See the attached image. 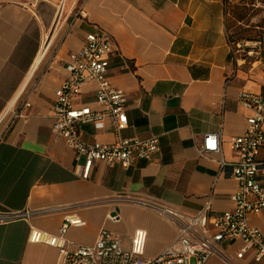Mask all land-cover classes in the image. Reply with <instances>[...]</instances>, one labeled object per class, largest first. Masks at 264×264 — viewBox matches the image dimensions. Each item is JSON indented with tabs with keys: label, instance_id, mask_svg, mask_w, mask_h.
Segmentation results:
<instances>
[{
	"label": "crops",
	"instance_id": "0c3cea01",
	"mask_svg": "<svg viewBox=\"0 0 264 264\" xmlns=\"http://www.w3.org/2000/svg\"><path fill=\"white\" fill-rule=\"evenodd\" d=\"M247 1L29 0L0 6V210H40L0 223V264H57L59 249L31 242L30 235L33 229L60 234L67 214L86 221L70 226L67 239L90 245L107 229L130 248L134 230L142 228L148 232L146 256L153 257L174 241L176 228L142 202L185 214L199 212L209 199L212 211L235 206L238 181L218 161L236 160L230 142L247 129L241 92L264 87V43L261 54H234L228 29L229 9ZM100 30L113 48L111 85L127 98L129 124L122 135L157 136L160 150L129 166L97 162L84 179L75 151L53 131V104L68 76L69 53ZM97 86L84 84L75 105L100 109ZM79 128L87 142L115 139L108 119L102 129L91 123ZM211 133L219 135L221 152L203 157L198 149ZM258 158L264 160V146ZM115 210L119 221L109 219ZM248 221L264 233V209ZM242 245L237 240L226 247L235 264H264L251 250L237 259ZM205 264L226 263L212 256Z\"/></svg>",
	"mask_w": 264,
	"mask_h": 264
},
{
	"label": "built area",
	"instance_id": "2783aa9c",
	"mask_svg": "<svg viewBox=\"0 0 264 264\" xmlns=\"http://www.w3.org/2000/svg\"><path fill=\"white\" fill-rule=\"evenodd\" d=\"M79 13L84 15L82 9ZM245 46V43H237L233 53L244 52ZM257 46L261 49L263 43L256 42L253 48ZM112 52L111 41L103 31L88 33L83 46L69 53L65 62L68 76L55 90L53 131L64 138L66 144L75 151L77 172L84 179L91 177L97 162H118L129 166L137 159H150L160 150L157 136L140 139L122 135L129 124L127 98L124 92L111 85L108 76ZM252 52L253 49L248 50V54ZM256 53L261 54L260 51ZM92 80L98 84L95 92V100L100 105L98 110L87 104L75 105V99L83 85ZM239 101L248 111V126L245 132L232 138L230 142L237 158L234 161L223 158L218 161L220 168H230L238 181V188L232 194L235 202L233 208L212 211L209 199L199 212L185 214L172 207L142 202L164 216L176 228L174 241L153 257L146 256L148 232L142 228L134 230L130 248L123 246L117 233L107 229H101L96 241L90 245L67 239L65 232L70 226L86 225V221L76 215L64 216L58 235L33 229L30 241L57 247V264H205L212 256H218L226 264H235L234 258L226 252V247L237 240L243 242L236 253L237 259L243 258L251 250L256 262L264 261V233L250 226L248 221L250 213L264 209V186L261 181V176H264V160L258 158L260 149L264 146V87L260 92H241ZM106 119L111 122L115 132L114 141L87 142L79 128L80 124L91 123L97 129H102ZM198 152L203 157L221 152L219 135L206 134ZM62 208L59 206L42 212ZM37 212L40 210H0V223L29 218ZM109 219L119 221V212L115 210L109 215Z\"/></svg>",
	"mask_w": 264,
	"mask_h": 264
},
{
	"label": "rangeland",
	"instance_id": "374dc122",
	"mask_svg": "<svg viewBox=\"0 0 264 264\" xmlns=\"http://www.w3.org/2000/svg\"><path fill=\"white\" fill-rule=\"evenodd\" d=\"M29 0H0V6L5 2L25 3ZM31 1V0H30ZM228 29L234 45L248 44L244 47L243 56L248 55L247 49H253V55L260 49L253 48L256 42L264 43V0H248L247 4H239L229 9ZM262 48V46H261Z\"/></svg>",
	"mask_w": 264,
	"mask_h": 264
},
{
	"label": "bare ground",
	"instance_id": "6f19581e",
	"mask_svg": "<svg viewBox=\"0 0 264 264\" xmlns=\"http://www.w3.org/2000/svg\"><path fill=\"white\" fill-rule=\"evenodd\" d=\"M59 17H60V14H59ZM59 17H58V18H59ZM44 49H45V48H43V51L41 52V54H40V56H39L38 60L41 58V55L43 54V52H44ZM38 60H37V62H38Z\"/></svg>",
	"mask_w": 264,
	"mask_h": 264
}]
</instances>
